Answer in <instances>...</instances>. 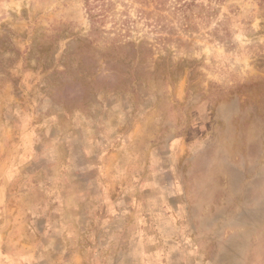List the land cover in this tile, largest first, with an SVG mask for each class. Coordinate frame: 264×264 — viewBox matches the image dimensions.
<instances>
[{"label":"rangeland","instance_id":"1","mask_svg":"<svg viewBox=\"0 0 264 264\" xmlns=\"http://www.w3.org/2000/svg\"><path fill=\"white\" fill-rule=\"evenodd\" d=\"M0 264H264V0H0Z\"/></svg>","mask_w":264,"mask_h":264}]
</instances>
